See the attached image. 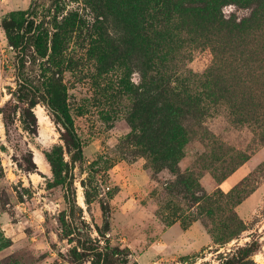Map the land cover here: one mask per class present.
Segmentation results:
<instances>
[{
  "label": "rangeland",
  "instance_id": "rangeland-1",
  "mask_svg": "<svg viewBox=\"0 0 264 264\" xmlns=\"http://www.w3.org/2000/svg\"><path fill=\"white\" fill-rule=\"evenodd\" d=\"M31 1L0 0V108L16 88L14 51L1 19L27 9ZM38 1L45 7L51 0ZM71 9L94 21L82 1L66 0V10ZM224 12L242 17L249 10L229 4ZM106 29L119 44L120 31L111 23ZM87 41L73 40L64 75L69 110L83 142V158L72 168L77 204L72 213L65 188L54 181L45 157L58 147L69 160L60 126L41 103L33 107L36 127L30 130L23 127L20 108L12 113L11 104L7 106L5 114L13 118L7 126L0 112V264H92V253L80 247L81 241L86 247L115 248L116 264H216L251 238L261 247L248 259L264 264V186L261 193L250 195L264 181V123L235 122L223 106L188 117L185 156L174 171L158 168L130 136L133 96L125 82H139L138 68L114 58L112 63L110 58L97 60ZM213 60L208 47L196 48L186 64L200 73ZM211 164L218 176L243 164L250 169L226 198L217 192L219 185L208 171ZM187 171L199 182L193 191L180 177ZM233 186L219 188L226 193ZM214 192L211 201L198 200ZM238 196L242 200L233 209L245 230L219 246L210 229L220 226ZM209 209L213 214H206Z\"/></svg>",
  "mask_w": 264,
  "mask_h": 264
},
{
  "label": "trees",
  "instance_id": "trees-1",
  "mask_svg": "<svg viewBox=\"0 0 264 264\" xmlns=\"http://www.w3.org/2000/svg\"><path fill=\"white\" fill-rule=\"evenodd\" d=\"M80 1L93 14L92 23L82 18L78 9L66 10V0H51L45 7L32 0L27 9L10 11L1 19L14 51L16 79L11 99L0 108L4 125L13 122L12 115L5 114L9 104L12 113L20 108L27 130L36 127L33 107L37 103L49 111L60 126L69 160H64L58 147L45 152V157L54 181L65 188L69 213L77 207L72 168L83 158V142L74 127L64 81L73 40H88L97 60L110 58L112 63L114 58L138 68L139 82L130 78L125 82L133 96L128 116L130 136L158 168L174 171L185 156L189 139L184 121L188 117H201L223 106L235 122L264 123V0ZM229 4L249 13L242 17L226 14L224 7ZM108 23L120 31L119 44L108 34ZM204 47L211 50L213 63L203 72H193L186 63L196 48ZM129 64H125L127 74ZM235 169L218 176L211 164L208 171L219 185ZM180 177L190 191L199 187L192 171ZM244 180L226 193L219 187L217 192L230 198ZM215 196L216 192L204 193L198 200L211 201ZM241 200L238 196L220 226L210 229L215 244L223 246L245 230L243 219L233 209ZM78 243L92 253V264H116L115 248ZM260 247L258 239L251 238L216 264H256L248 258Z\"/></svg>",
  "mask_w": 264,
  "mask_h": 264
},
{
  "label": "crops",
  "instance_id": "crops-1",
  "mask_svg": "<svg viewBox=\"0 0 264 264\" xmlns=\"http://www.w3.org/2000/svg\"><path fill=\"white\" fill-rule=\"evenodd\" d=\"M245 165L246 164H243L240 167H238L237 169H235V171H233L227 178H225L219 184V187H221V189L227 190L231 186L236 184L238 181H240L248 173V171L250 169V168H244ZM263 186H264V181L262 183H260L250 195L256 194V193H261ZM260 195H261L260 199L263 200L264 199V193H261Z\"/></svg>",
  "mask_w": 264,
  "mask_h": 264
},
{
  "label": "water",
  "instance_id": "water-1",
  "mask_svg": "<svg viewBox=\"0 0 264 264\" xmlns=\"http://www.w3.org/2000/svg\"><path fill=\"white\" fill-rule=\"evenodd\" d=\"M14 100H16V98H14Z\"/></svg>",
  "mask_w": 264,
  "mask_h": 264
}]
</instances>
